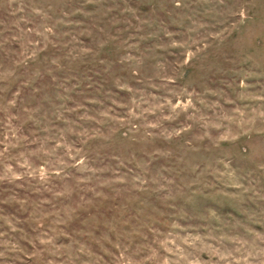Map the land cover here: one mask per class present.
<instances>
[{"label":"rangeland","instance_id":"obj_1","mask_svg":"<svg viewBox=\"0 0 264 264\" xmlns=\"http://www.w3.org/2000/svg\"><path fill=\"white\" fill-rule=\"evenodd\" d=\"M0 264H264V0H0Z\"/></svg>","mask_w":264,"mask_h":264}]
</instances>
